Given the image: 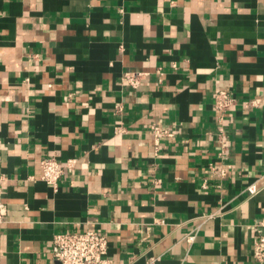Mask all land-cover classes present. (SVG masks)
<instances>
[{"label": "crops", "instance_id": "0c3cea01", "mask_svg": "<svg viewBox=\"0 0 264 264\" xmlns=\"http://www.w3.org/2000/svg\"><path fill=\"white\" fill-rule=\"evenodd\" d=\"M0 187V264L86 230L114 264H264V0H0Z\"/></svg>", "mask_w": 264, "mask_h": 264}, {"label": "built area", "instance_id": "2783aa9c", "mask_svg": "<svg viewBox=\"0 0 264 264\" xmlns=\"http://www.w3.org/2000/svg\"><path fill=\"white\" fill-rule=\"evenodd\" d=\"M142 72H126L124 80L133 88H138L143 80ZM235 102V97L228 90H219L215 97V108L218 112L224 114ZM257 104L258 100L251 101ZM150 130L159 146L161 138L173 137L175 131L159 124H152ZM159 147H157L158 149ZM75 160L67 161L66 166H74ZM42 176L41 178L56 190L59 188V180L64 173V167L54 156H47L41 160ZM214 169H216L214 167ZM222 174L226 173V168L220 169ZM250 194L257 193L255 184L247 187ZM7 206L3 200V191L0 187V224L6 221ZM213 214L207 215L211 217ZM256 237L253 245V256L261 263H264V219L255 227ZM196 231V230H195ZM196 238V232L187 235V240L193 242ZM51 253L56 264H114L113 258L108 253L107 237L94 230L60 232L54 235L51 245ZM146 264H156L155 258H150Z\"/></svg>", "mask_w": 264, "mask_h": 264}]
</instances>
